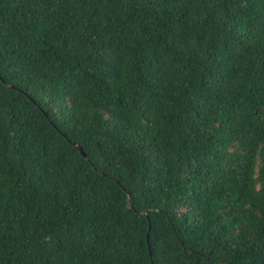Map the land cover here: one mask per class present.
Wrapping results in <instances>:
<instances>
[{
	"label": "trees",
	"instance_id": "obj_1",
	"mask_svg": "<svg viewBox=\"0 0 264 264\" xmlns=\"http://www.w3.org/2000/svg\"><path fill=\"white\" fill-rule=\"evenodd\" d=\"M0 264H264V0H0Z\"/></svg>",
	"mask_w": 264,
	"mask_h": 264
},
{
	"label": "water",
	"instance_id": "obj_2",
	"mask_svg": "<svg viewBox=\"0 0 264 264\" xmlns=\"http://www.w3.org/2000/svg\"><path fill=\"white\" fill-rule=\"evenodd\" d=\"M77 148L80 150V147H79V146H78ZM80 151H81V150H80ZM81 152H82V151H81ZM82 153H83V152H82Z\"/></svg>",
	"mask_w": 264,
	"mask_h": 264
}]
</instances>
